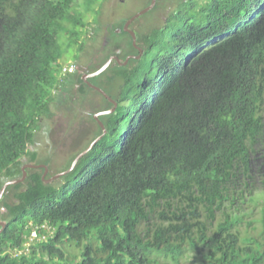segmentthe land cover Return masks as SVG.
I'll return each instance as SVG.
<instances>
[{
	"label": "trees",
	"instance_id": "obj_1",
	"mask_svg": "<svg viewBox=\"0 0 264 264\" xmlns=\"http://www.w3.org/2000/svg\"><path fill=\"white\" fill-rule=\"evenodd\" d=\"M128 19L115 27L131 40L121 61L140 53ZM85 27L74 0H0V188L23 157L38 164L29 147L52 105L93 88ZM133 30L141 56L88 78L107 75L117 103L99 116L105 133L93 117L99 130L65 170L101 138L62 177L31 167L6 188L0 264H264V0H179Z\"/></svg>",
	"mask_w": 264,
	"mask_h": 264
},
{
	"label": "rangeland",
	"instance_id": "obj_2",
	"mask_svg": "<svg viewBox=\"0 0 264 264\" xmlns=\"http://www.w3.org/2000/svg\"><path fill=\"white\" fill-rule=\"evenodd\" d=\"M200 1L204 2L205 0ZM74 2L75 6L83 14L84 21L86 22V27L83 29L84 33L81 36L82 39L79 40V42H85L84 49L81 52L80 64L85 69L87 68L86 65L90 63V69H93L94 72L96 66L98 67L105 62L107 55L114 54V51L119 49L124 53L132 51L129 36L124 32H120L119 26L115 27L119 22L128 17L130 18L148 6L150 1L74 0ZM178 2L179 0H156L155 6L135 20L131 24V28L136 30L137 27L141 31H147V29L153 26L161 25ZM65 40L64 36L62 43H65ZM76 55H78L76 48H66L62 58L63 63L69 64L76 61ZM106 76H99L95 81L90 82L100 87L112 97L113 91L111 86L103 80V78H107ZM77 88L78 84L69 88L70 98L66 103H60L57 106L52 105L51 114L43 119L40 129L37 130L35 143L29 147L31 151H35L38 154L36 163L49 167V177L65 170L73 156L86 146L87 141L91 140L95 132L99 130L93 119V117L95 118L94 114L107 107L103 94L100 91L99 93L94 88H88L85 92L80 93L77 92ZM254 159L255 164L253 169L255 170L260 162L257 153ZM22 162L23 164L29 163V156L23 157ZM58 183L55 182V184ZM242 206L244 209L249 206L255 207V203H246ZM5 209L1 203L0 221L4 220L3 212ZM253 210L255 212L254 215L258 216L259 207L256 206ZM218 219H220V215ZM245 228L246 222L241 224L240 229L244 231ZM81 247L72 242L67 246L68 254L72 257H77ZM181 264H189V260H183Z\"/></svg>",
	"mask_w": 264,
	"mask_h": 264
},
{
	"label": "water",
	"instance_id": "obj_3",
	"mask_svg": "<svg viewBox=\"0 0 264 264\" xmlns=\"http://www.w3.org/2000/svg\"><path fill=\"white\" fill-rule=\"evenodd\" d=\"M156 3V0H151V3L150 5L146 6L145 8L141 9L140 11H138L137 13H135L133 16H131L124 24V30L128 31L131 36H132V41H133V44L134 46H136L140 53L138 55H129L127 56V58L124 60V61H121L120 62V59L118 58V56H114L115 59H117L119 61V63H122V64H126L129 59L131 57H140L141 54H142V48L139 47L137 45V36H136V33L133 29H131L129 26L130 24L132 23L133 20H135L137 17H139L140 15L144 14L145 12H147L148 10H150L151 8L154 7ZM112 58L108 59L107 62H105L98 70L94 71V72H91V73H85L83 75V78L86 82H88V84L97 89L98 91H100L106 98H108L110 101H112L114 103V106L109 109V110H105V111H100V112H96L94 115H95V119L98 120L99 124L102 126L103 130H104V133H105V127H104V124L103 122L100 120L99 116L104 114V113H110V112H113L116 108V101L111 97L109 96V94H107L105 91H103L100 87L96 86V85H93L89 80L88 78L90 77H93V76H96L98 74H100L101 72H103L109 65L110 63L112 62ZM101 138V136H98L96 139H94L83 151H81L79 154H77V156L73 159L71 165L69 166V168H67L66 170H63L62 172H59V173H56L54 174L53 176L49 177V178H46V175L49 171V168L47 165H44V164H32V163H25L23 166H22V172L23 174L20 176V177H17V178H14V179H9L7 181L4 182V184L2 185V187L0 188V200L1 198L3 197L4 193H5V190L6 188L9 186V185H12V184H16V183H19L23 180H25V178L27 177V168H31V167H44L45 170H44V173H43V178L46 180V182H51L57 178H60L62 177L63 175L69 173L74 167L75 165L77 164V162L79 161V159L85 155L93 146L94 144ZM6 221L5 220H1L0 221V233L3 231L4 227L6 226Z\"/></svg>",
	"mask_w": 264,
	"mask_h": 264
},
{
	"label": "built area",
	"instance_id": "obj_4",
	"mask_svg": "<svg viewBox=\"0 0 264 264\" xmlns=\"http://www.w3.org/2000/svg\"><path fill=\"white\" fill-rule=\"evenodd\" d=\"M64 72H74L75 71V66L74 65H65L63 67ZM33 237L37 235L36 231H33L31 234Z\"/></svg>",
	"mask_w": 264,
	"mask_h": 264
},
{
	"label": "flooded vegetation",
	"instance_id": "obj_5",
	"mask_svg": "<svg viewBox=\"0 0 264 264\" xmlns=\"http://www.w3.org/2000/svg\"><path fill=\"white\" fill-rule=\"evenodd\" d=\"M150 2H149V4L148 5H150V3H151V0H149ZM156 4V3H155ZM155 6V5H154ZM116 52H121V49H119V50H117ZM114 53V52H113ZM131 55H133V54H131ZM114 56H117L116 55V53L115 54H112L111 56H109V58L108 59H110V58H112L113 57V59H112V61L115 59V57ZM107 62V61H106ZM120 62H121V60H120ZM112 63V62H111ZM110 63V64H111ZM0 228H1V226H0Z\"/></svg>",
	"mask_w": 264,
	"mask_h": 264
}]
</instances>
